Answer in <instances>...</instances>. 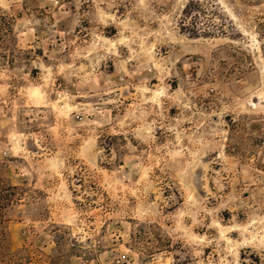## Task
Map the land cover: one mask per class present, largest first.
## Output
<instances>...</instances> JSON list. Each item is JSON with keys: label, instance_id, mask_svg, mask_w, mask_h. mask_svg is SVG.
<instances>
[{"label": "rangeland", "instance_id": "obj_1", "mask_svg": "<svg viewBox=\"0 0 264 264\" xmlns=\"http://www.w3.org/2000/svg\"><path fill=\"white\" fill-rule=\"evenodd\" d=\"M0 264H264V0H0Z\"/></svg>", "mask_w": 264, "mask_h": 264}, {"label": "trees", "instance_id": "obj_2", "mask_svg": "<svg viewBox=\"0 0 264 264\" xmlns=\"http://www.w3.org/2000/svg\"><path fill=\"white\" fill-rule=\"evenodd\" d=\"M16 190L17 188L11 185L0 187V209L12 202ZM4 239H6V229L4 228V220L0 215V240L4 241Z\"/></svg>", "mask_w": 264, "mask_h": 264}]
</instances>
